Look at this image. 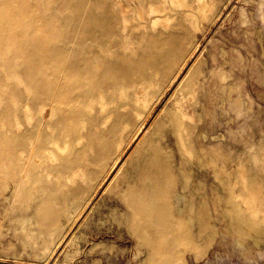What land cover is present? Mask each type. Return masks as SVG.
Instances as JSON below:
<instances>
[{
    "label": "rangeland",
    "instance_id": "obj_1",
    "mask_svg": "<svg viewBox=\"0 0 264 264\" xmlns=\"http://www.w3.org/2000/svg\"><path fill=\"white\" fill-rule=\"evenodd\" d=\"M122 1L100 0L96 7L94 0H70L79 6L74 15L65 13L59 31L73 36L79 30L80 41L56 58L63 57L70 69L64 80L70 85L86 57L97 72L103 61L130 59L143 73L134 76L148 83L122 97L131 118L116 132L106 158L88 133L107 132L115 115L107 122L104 116L115 101L97 89L79 107V132L52 128V134L60 131L61 148L52 144L34 152L20 185L7 155L14 141L0 143L7 150L0 157V264H264V0ZM124 2L130 7L122 12ZM38 4L44 6L42 0ZM108 7L116 12L118 28L99 41L94 30L98 19H108ZM123 15L127 35L119 31ZM78 18L80 28H68ZM111 70L107 80H124L120 67ZM20 78L17 87L24 90ZM74 93L79 96L78 87ZM57 111H50L53 119ZM29 121L23 129L32 126ZM152 148L160 160L170 157L175 185L169 201L174 211L182 209L178 214L190 227L187 242L136 233L128 220L122 179H131L133 167ZM245 197L259 209L256 215ZM47 198L59 208L48 227L35 215ZM200 200L208 212L204 233L190 224L191 204L197 209Z\"/></svg>",
    "mask_w": 264,
    "mask_h": 264
},
{
    "label": "bare ground",
    "instance_id": "obj_2",
    "mask_svg": "<svg viewBox=\"0 0 264 264\" xmlns=\"http://www.w3.org/2000/svg\"><path fill=\"white\" fill-rule=\"evenodd\" d=\"M42 1L44 6H39L40 0H0V101H4L0 107V143L3 144L8 139L14 141L13 147L7 148L10 150L7 155L15 162L19 185L27 173L26 161L34 152L50 150L52 144L61 148L57 143L61 137L60 131L52 134V128L61 125L67 135H70L75 131L79 132L83 127L84 118L82 108L79 107L85 104L84 97L95 89L99 94L108 91L109 100L115 101L108 110L109 114L104 116L107 122L111 113L115 115V120L107 132L88 133L99 151V156L106 158L111 152L116 132L123 129L124 124L131 118L132 109H127V101L122 97L130 89L137 94L144 90L148 83L145 79H137L134 76L136 73L143 74L141 70L135 71L134 61L121 57L103 61L102 72L93 70L90 58L86 57L79 62L78 77L74 83L70 85L64 81L65 76L70 74V69L65 70L63 61L61 62L63 57L59 60L56 55L65 52L73 43H79L80 37L79 30L70 36L67 34L69 31L60 32L59 29L65 25V13L73 10L71 15H74L79 5L76 4L75 7L70 0ZM94 1L96 7L101 6L100 0ZM129 7V4L124 2L122 12L127 11ZM199 7L204 8L205 3L201 2ZM53 9L62 15L57 16ZM109 10L108 19H98L94 30L99 41L105 39L106 42L109 34L118 28L115 21L116 12L111 8ZM89 17L90 15L87 19ZM120 20L119 31L127 35L128 18L123 15ZM88 23L90 24V21ZM161 23L164 26L167 24L166 20ZM81 24L82 20L78 18L75 22H70L68 28H80ZM52 40H55V43L51 46ZM112 66L122 69L123 81L106 79L105 75L111 73ZM20 77L25 80L24 90L17 87L16 81L20 82ZM77 87L79 96L74 93ZM22 94L23 96H20ZM6 97L7 99L3 100ZM52 109L58 110L55 119L51 117ZM25 121H29L27 125L32 126L23 129ZM68 140L65 142L68 143ZM6 151L0 148V157H3ZM159 155L158 149L152 148L149 150V156L145 157L146 160L138 161L133 167L131 179H122L125 183L120 194L128 220L136 233L149 237L150 233L159 236L170 234L175 243L187 242L190 240V227L178 214L182 209L174 211L169 201L170 190L175 185L170 157L160 160ZM19 158L24 160L20 170ZM66 194L64 196H67ZM243 200L248 211L253 216L256 215L259 209L253 206L252 199L245 197ZM55 201L54 198H47L36 206V220L41 226L48 227L57 221L59 208ZM260 203L261 211L264 210V199ZM192 207L194 208L193 204L190 210L194 211L195 215L190 217V224L197 228L198 233H204L209 228L206 204L200 200L197 209Z\"/></svg>",
    "mask_w": 264,
    "mask_h": 264
}]
</instances>
